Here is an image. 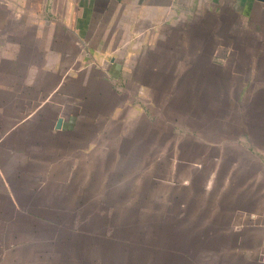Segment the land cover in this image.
Listing matches in <instances>:
<instances>
[{
	"label": "crops",
	"instance_id": "1",
	"mask_svg": "<svg viewBox=\"0 0 264 264\" xmlns=\"http://www.w3.org/2000/svg\"><path fill=\"white\" fill-rule=\"evenodd\" d=\"M234 50L262 56L257 66L264 69V0H0V264H41L43 253L59 247L53 245L60 242L54 233L59 216L91 214L89 200L110 190L109 153L140 149L135 116L123 119L118 88L166 87L169 100L176 72L211 70L213 55ZM235 82L226 74V96ZM109 92L120 95L113 105ZM159 120L170 134L171 112ZM203 134L189 133L194 150L176 179L187 184L208 156L203 188L210 189L221 163L213 150L231 133ZM237 163L222 175L225 193L214 200L224 201L212 212L226 217L228 231L245 226L264 263V150L256 167L243 166L229 191L225 185ZM240 196L253 199L241 209L247 223L233 218L231 200ZM99 232L89 229L85 239Z\"/></svg>",
	"mask_w": 264,
	"mask_h": 264
},
{
	"label": "rangeland",
	"instance_id": "2",
	"mask_svg": "<svg viewBox=\"0 0 264 264\" xmlns=\"http://www.w3.org/2000/svg\"><path fill=\"white\" fill-rule=\"evenodd\" d=\"M234 51L227 57L213 55L217 63L209 64L211 70L176 72L172 84L177 86H171L169 100L166 87L118 88L123 94V119H130L132 113L135 116L133 124L139 133L140 149L132 153L119 150L116 156L109 153L105 183L110 190L101 192L100 200H89L91 208H95L90 209L91 214L59 216L54 233L60 242L53 244L59 247L43 253L41 264H264L253 244L258 240L249 239L246 227L228 231L226 217L212 212L224 201L214 199L225 193L221 189L227 174L222 175L232 160L238 163L225 185L229 191L240 182L243 166L249 162L256 167L264 150V69L257 66L262 56ZM223 57L225 60L218 59ZM226 74L236 78L234 93L229 96L225 93ZM159 90L165 98H160ZM118 96L109 92L108 102L113 105ZM249 110L254 113L247 114ZM167 111L172 118L170 134L167 123L162 125L159 120ZM112 121L117 125L120 122L114 118ZM195 129L207 137L218 131L231 133L227 140L219 142L224 144L222 149L213 150L220 155L221 163L210 189L203 188L210 167L208 156L202 171H190L187 184L176 179L186 172L182 160L191 158L194 147L188 136ZM152 130L153 136L148 135ZM109 160L117 168H110ZM174 161L176 172L168 176ZM129 178L132 179L127 182ZM231 202L237 205L232 212L235 221L247 223L241 209L252 206L253 199L240 196ZM89 229H100L99 233L108 237L105 240L99 234L86 240Z\"/></svg>",
	"mask_w": 264,
	"mask_h": 264
},
{
	"label": "trees",
	"instance_id": "3",
	"mask_svg": "<svg viewBox=\"0 0 264 264\" xmlns=\"http://www.w3.org/2000/svg\"><path fill=\"white\" fill-rule=\"evenodd\" d=\"M67 226V225H66ZM102 238H104L105 240H106V237H108L107 235L105 236V235H102L101 236Z\"/></svg>",
	"mask_w": 264,
	"mask_h": 264
},
{
	"label": "water",
	"instance_id": "4",
	"mask_svg": "<svg viewBox=\"0 0 264 264\" xmlns=\"http://www.w3.org/2000/svg\"><path fill=\"white\" fill-rule=\"evenodd\" d=\"M58 123H60V120L58 121Z\"/></svg>",
	"mask_w": 264,
	"mask_h": 264
}]
</instances>
